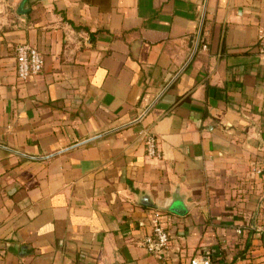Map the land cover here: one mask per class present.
<instances>
[{
	"label": "crops",
	"instance_id": "obj_1",
	"mask_svg": "<svg viewBox=\"0 0 264 264\" xmlns=\"http://www.w3.org/2000/svg\"><path fill=\"white\" fill-rule=\"evenodd\" d=\"M261 31L264 0H0V264H264Z\"/></svg>",
	"mask_w": 264,
	"mask_h": 264
},
{
	"label": "built area",
	"instance_id": "obj_2",
	"mask_svg": "<svg viewBox=\"0 0 264 264\" xmlns=\"http://www.w3.org/2000/svg\"><path fill=\"white\" fill-rule=\"evenodd\" d=\"M256 47L258 53L264 56V31H261L257 37ZM15 71L18 81H26L30 77L39 75L42 72L44 60L37 48L28 44H18L14 49ZM145 145V155L151 159H160L161 152L156 137L147 129L140 132ZM257 174L260 169L255 171ZM140 246L157 258L168 251L170 247V236L167 229L161 221V213L154 211L151 221V231L142 237ZM190 264H211L209 253L203 252L200 257L193 258Z\"/></svg>",
	"mask_w": 264,
	"mask_h": 264
},
{
	"label": "water",
	"instance_id": "obj_3",
	"mask_svg": "<svg viewBox=\"0 0 264 264\" xmlns=\"http://www.w3.org/2000/svg\"><path fill=\"white\" fill-rule=\"evenodd\" d=\"M169 204H170V202H169ZM170 206L172 207V205L170 204ZM157 209V208H156ZM171 210H173V209H171Z\"/></svg>",
	"mask_w": 264,
	"mask_h": 264
}]
</instances>
